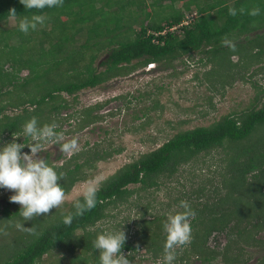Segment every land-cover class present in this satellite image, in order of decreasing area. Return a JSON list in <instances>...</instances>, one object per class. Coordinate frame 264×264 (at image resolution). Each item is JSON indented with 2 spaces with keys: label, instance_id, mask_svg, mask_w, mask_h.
I'll return each instance as SVG.
<instances>
[{
  "label": "trees",
  "instance_id": "obj_1",
  "mask_svg": "<svg viewBox=\"0 0 264 264\" xmlns=\"http://www.w3.org/2000/svg\"><path fill=\"white\" fill-rule=\"evenodd\" d=\"M229 7L243 11L230 16ZM13 8L15 16L9 13ZM253 8L260 14L249 15ZM33 14H43L44 24L28 34L18 31V20ZM225 39L235 44L234 51L223 43ZM196 54H201L200 64L211 65L205 78L224 89L239 79H254L264 71V0H63L62 6L43 10L24 9L19 0H0V145L11 142L13 133L22 136L23 124L33 116L41 125L55 123L64 134L98 124L115 112H102L109 101L69 111L81 90L151 64L186 63ZM233 56H238L237 62ZM195 77L201 79L199 73ZM254 85L259 90L245 109L178 130L102 180L96 207L75 217L71 226L62 218L75 211L77 198L26 221L24 226L34 227L35 234L15 227L23 222L20 205L0 208V264H39L45 258L52 264H99V252L92 248L96 235L103 232L99 223L131 202L137 208L134 238L126 236L122 253L129 264H143L137 260L143 248L152 260L164 264L163 223L181 210V200L188 201L196 214L190 218L192 238L177 248L174 264H192L194 259L202 264H248L249 248L264 250V89L257 81ZM151 93L114 99L124 98L126 110L136 105L134 120H146L141 128L166 110L158 96L152 106L148 104ZM66 123L72 126L68 130ZM105 134L75 154H61V163L47 154L48 163L64 174L58 183L66 194L89 179L99 162L122 152V147H109L111 132L106 129ZM24 142L31 141L24 137ZM199 161L208 171L210 164L216 168L195 184L191 170ZM189 165L190 187H172ZM160 191L164 203L158 207L151 196ZM214 233H226L227 242L211 246ZM255 264H264V253Z\"/></svg>",
  "mask_w": 264,
  "mask_h": 264
},
{
  "label": "rangeland",
  "instance_id": "obj_2",
  "mask_svg": "<svg viewBox=\"0 0 264 264\" xmlns=\"http://www.w3.org/2000/svg\"><path fill=\"white\" fill-rule=\"evenodd\" d=\"M152 1L147 0L148 3ZM190 13L187 12V15L189 16ZM9 22L10 25H13L14 19H11ZM102 57L105 56L102 55ZM200 58L201 54H196L192 59L186 58V63L183 60H176L172 66L151 64L128 76L119 77L96 88L84 89L79 92L78 102L69 111L79 110L84 106H89L99 101H109L102 109V112L110 113L113 111L115 114L109 115L104 121L75 134L63 133L64 141L75 138L78 140L81 149L88 141L94 143L103 139L106 136L105 130L107 129L111 132L108 138L113 142L109 147L111 149L122 147L123 150L121 153H116L110 159L99 162L89 179L79 181L66 194L65 202L69 203L81 196L82 187L86 181L93 178H99L101 181L104 180L133 157H137L139 154L161 145L167 137L178 130L192 128L197 125H207L223 114L233 110L245 109L253 103L254 97L259 90L254 85L255 81L264 89V71L258 73L252 80L239 79L233 85H229L224 89L218 81H209L205 78L204 71L209 70L211 65L203 66V63L201 65L199 63ZM232 59L234 62H237L238 56H233ZM174 71L178 72V74L173 75ZM27 73L28 70L22 71V75H26ZM197 73L200 74L202 80L195 77ZM145 91H151V95L153 94L148 100L150 106H152L153 98L158 96L161 102L165 103L166 110L160 116H155L151 124L140 128V124L146 120H134L133 117L138 112L136 105L132 103L131 108L126 110L125 99L114 98L124 95H135L137 97L140 94H144ZM66 97L70 98L68 95ZM8 111L11 112V110ZM184 121L186 122L184 123ZM75 123L76 121L72 122L73 125ZM70 127L72 126L68 123L64 125L65 130H68ZM15 139L18 143L24 142L23 136L16 137ZM23 152L30 153V149ZM47 154L50 155L52 161L58 163L63 161L60 157L61 154L63 156H70L62 153L58 145H45L42 152L37 154V157L46 158ZM208 161L215 162V158L208 157ZM202 165L201 161H199L196 168L191 170L196 173L194 175L195 184L202 181V179H207L211 174L213 175L212 172L216 168L215 164H210V171H208V167L204 169ZM190 168V165L186 166L184 170L187 171L180 177V181L173 182L170 185L178 189L182 188L184 184H188V187H190V179L193 177L191 176ZM207 186L210 187L209 184ZM12 194H14L12 190L0 188V208L5 205L15 208L19 205L10 201L9 195ZM153 199L158 203L159 207L164 203V191L154 193L151 196V200ZM135 217H137V208L131 202L130 204L120 206L118 209H114L111 216L100 222L99 226L103 232L119 230L122 227L126 236L129 239H133L134 228L132 223ZM227 239L226 233H214L210 238V245L221 247L227 242ZM247 253L251 255L248 264H255L258 262V257L264 253V250L249 248V252ZM138 254L137 260H141L143 264H163L160 260H152L143 248L138 250ZM39 264H52V262L49 258H45ZM192 264L202 263L194 259Z\"/></svg>",
  "mask_w": 264,
  "mask_h": 264
},
{
  "label": "clouds",
  "instance_id": "obj_3",
  "mask_svg": "<svg viewBox=\"0 0 264 264\" xmlns=\"http://www.w3.org/2000/svg\"><path fill=\"white\" fill-rule=\"evenodd\" d=\"M19 3L24 6V9L43 10L60 7L63 5V0H19ZM238 11L242 12L243 9L228 8L230 16H237ZM9 13L15 16L17 12L13 8ZM259 14V8L249 11V15L252 16ZM45 20L46 17L43 14L20 18L17 24L18 31L28 34L36 30L38 25L44 24ZM223 43L231 47L233 51L235 50V44L231 41L225 39ZM57 127L55 123L41 125L37 117L33 116L22 126V136L28 138L30 143L16 142L15 138L21 136L13 133L11 142L0 145V188L12 190L14 194L9 197L10 201L21 206L19 215L23 222L15 225L20 231L35 234V228L25 227V222L47 214L65 202L66 191L63 185L58 183L64 179V174L58 172L45 158L37 157L45 145H58L60 151L68 155L80 150L78 140L73 138L64 141V134L58 131ZM25 147L30 149V153L22 151ZM100 185L99 178H93L84 183L81 191L82 199L77 198L73 202L75 211L62 218L65 226H71L75 217L83 216L85 212L96 207ZM178 207L181 210L169 214L163 223V231L166 233L163 247L164 264H174L177 248L189 243L192 238L190 218L196 213L186 200H181ZM126 239L122 227L119 230L98 233L92 241V248L99 252V264H129L128 258L121 251Z\"/></svg>",
  "mask_w": 264,
  "mask_h": 264
}]
</instances>
